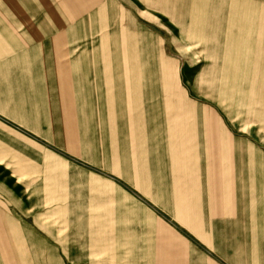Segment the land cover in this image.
Instances as JSON below:
<instances>
[{
	"label": "crops",
	"instance_id": "crops-1",
	"mask_svg": "<svg viewBox=\"0 0 264 264\" xmlns=\"http://www.w3.org/2000/svg\"><path fill=\"white\" fill-rule=\"evenodd\" d=\"M0 264H264V0H0Z\"/></svg>",
	"mask_w": 264,
	"mask_h": 264
}]
</instances>
